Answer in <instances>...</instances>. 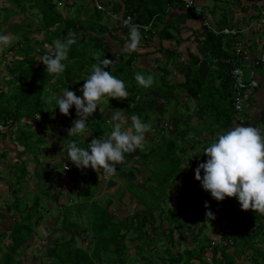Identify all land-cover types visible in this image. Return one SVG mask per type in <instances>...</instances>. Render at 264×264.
I'll return each instance as SVG.
<instances>
[{
    "label": "trees",
    "instance_id": "16d2710c",
    "mask_svg": "<svg viewBox=\"0 0 264 264\" xmlns=\"http://www.w3.org/2000/svg\"><path fill=\"white\" fill-rule=\"evenodd\" d=\"M80 1L67 2V7L61 8V0H0V33L17 25L14 22L9 26V20L30 14L38 18L37 30L44 33L49 48L54 46L55 40H66L70 33L75 37L68 58L63 61L64 71L54 76L46 73L45 65L40 62L49 48L43 45L33 48L29 43L33 39L31 32L26 28L14 31L16 35L20 33L18 40L1 52L0 65L5 64L9 78L4 77L0 83V134L5 137L2 126L10 127L9 134H14L16 141L12 151H16L18 158L12 164L6 162L9 170L4 174L1 161L5 163L9 150L0 148V186L1 182L8 181V197H11L4 203L5 211L0 212V222L8 215L14 219L6 230L0 231V264H22L21 256L40 225L58 235L45 248V258L38 264H134L136 261L141 264H193L194 260L202 264H264V214L241 209L234 196L217 202L195 179L194 171L207 158L204 149L219 134L239 124L234 119L229 69L239 61L236 48L238 42L243 43L239 38L241 28L236 27V19L229 21L226 13L218 20L214 15L219 9L222 11L221 8L230 14L237 1L210 0V21L199 9L205 7L202 3L205 0H193L190 7L184 0H91V6H86L85 0ZM260 5L264 18V3ZM124 20L135 24L141 33L134 51H124L130 40L129 26L124 25ZM187 20L198 22L200 27L191 29L192 35L183 37ZM225 28L236 29L237 34L223 33ZM199 33L198 42L204 46L201 56L191 52L190 43ZM110 40L117 42L120 49L115 50ZM182 49L190 56V75L185 80L173 81L169 66ZM11 54L12 59L8 60ZM142 56L155 61L158 72L139 66ZM105 58L110 61L106 70L124 81L129 95L116 100L107 95L102 97L109 101L100 102L87 120L89 135L71 136V139L86 148L93 138L106 136L112 127L107 117L110 109L111 114L120 111L127 119L137 114L151 124L149 131H155L154 136L145 139L144 147L137 148L128 160L133 162L127 166V173L142 175L140 185L132 180L124 186L130 194L129 202L136 201V207H142L132 215L119 216L112 208L114 198L101 201L95 197L96 190L102 188L99 176L90 169L84 177L81 169L65 155L71 142L57 148L47 141L59 135L60 128L55 125L52 131L49 127L54 114L51 108L56 107L53 94L69 87L80 95L79 89L90 75L92 65ZM204 67L206 72H203ZM258 68L262 76L257 79L264 87V73ZM137 72L152 75L153 84L147 88L139 85L135 80ZM47 96L53 98L51 103H47ZM160 100L173 121L181 118L173 134H165L163 123L159 124L164 114L158 115L156 123H152L154 109L145 105ZM74 108L73 105L69 109V115L59 112L56 116L69 125L72 114L76 115ZM55 109L58 111L59 107ZM263 112L264 108L259 119L264 123ZM35 125L43 131L34 128ZM197 149L201 151L195 153ZM43 150L61 154L55 166L70 165L68 170L62 165L59 168L73 176L74 186L67 191L55 190L62 181V172H50V163L48 167L40 158ZM26 153H31L35 162L32 170L29 160L23 159ZM30 178L35 179L34 189ZM79 179L85 180L84 186L79 184ZM175 184L180 194L177 206L170 209L166 206L168 191L173 190ZM124 188L117 197L121 200H124ZM3 192L0 188V197ZM148 192L153 201L146 199ZM54 194L65 195V202L56 203ZM77 198L80 199L75 200ZM205 202L207 208L217 211L216 221L222 231L218 241L204 232L207 227L203 221ZM43 210L49 213L55 210L51 224L45 222ZM188 231L192 234L190 244L193 245L174 251L173 247L185 240ZM175 232L179 233L176 238ZM155 237L163 242L164 249L160 252L156 245L151 247L148 243ZM129 241L136 250L132 256ZM147 248L149 252H145ZM209 249L210 262L206 257Z\"/></svg>",
    "mask_w": 264,
    "mask_h": 264
},
{
    "label": "clouds",
    "instance_id": "9594fccd",
    "mask_svg": "<svg viewBox=\"0 0 264 264\" xmlns=\"http://www.w3.org/2000/svg\"><path fill=\"white\" fill-rule=\"evenodd\" d=\"M123 23L129 26L127 50L134 51L140 42L141 33L129 20ZM10 43L11 37L7 33H0V47ZM74 43L75 37L71 33L66 40L53 42L54 46L48 49L40 61L45 65L46 73L54 76L64 71L66 65L63 61L67 60L70 46ZM109 62L105 58L92 65L90 75L79 89L82 96L68 87L62 89L55 98V105L62 114L69 115V109L75 106L77 118L72 120L67 130L68 136L89 135L86 122L105 95L108 98L128 97L124 81L106 70ZM153 79L152 75L146 77L140 72L135 74L137 83L145 88L153 84ZM52 99L48 97L47 103H51ZM122 120L120 111L113 112L109 121L112 128L107 136L93 138L86 148L72 141L65 155L79 169L91 167L99 179L105 173L114 172L116 165L124 160L125 153L144 147L145 134L151 129V124L137 114L130 116V130H122ZM203 153L207 156L206 160L201 161L194 170L195 179L200 181L202 188L218 201L226 196H234L241 209H252L264 214V130L238 124L219 134ZM205 204L207 207V202ZM207 215L212 217L214 214L209 209Z\"/></svg>",
    "mask_w": 264,
    "mask_h": 264
},
{
    "label": "rangeland",
    "instance_id": "374dc122",
    "mask_svg": "<svg viewBox=\"0 0 264 264\" xmlns=\"http://www.w3.org/2000/svg\"><path fill=\"white\" fill-rule=\"evenodd\" d=\"M72 1H75V0H69V1L68 0H61V2L59 3V7L65 8V7H67L66 6L67 2L69 3ZM76 2H81V1L76 0ZM85 5L91 6V5H93V1L85 0ZM70 10L73 11V8H70ZM256 13H258V15L254 16L253 18H250L248 20H245L244 25L252 27L253 31H255L256 33H259V36L264 38V33L259 31L260 24H259V20H258V17L262 18L263 15H262L260 9H257ZM226 14L229 15V12L227 11ZM214 15L219 16L218 14H214ZM209 18H210V13L207 14V17H206L207 21H210ZM14 22L17 25H14L15 27H13V29H12V27H9L8 29H6L7 30L6 33L11 37V43L8 46L0 47V57H1V52L3 50L5 51L6 49H8V47H10L14 42H16L18 40L20 33H19V35H16V33L14 31L19 30L21 28H26L31 32L30 37H32L33 39L29 43L33 48L38 49L39 47H41V45H43V46L47 45L46 44L47 42L44 39L45 38L43 35L44 33L43 32L41 33L37 30V24L39 22L38 18H34V16H31L30 14H26L24 16H18V17H15V18L8 21L9 26H11V24H13ZM243 22H244V20L242 18L238 19L237 27L241 28V29H245L246 27H243L244 26ZM110 42L113 45V48H115V50H117V48L120 49L119 45L116 42H114L112 40H110ZM47 46L48 47H46V48H49V45H47ZM125 47H127V46H125ZM143 47H145V45ZM138 49H139V51L142 50V48H140V46ZM126 50H127V48H124V51H126ZM12 56H13V54L9 55L7 59L8 60L12 59ZM180 65L183 66L184 64L181 63ZM176 74H178V78H181L184 76L183 70L181 67L176 69ZM145 76L147 77V75H145ZM170 76L173 79H175L174 73L171 74ZM4 77H6V79L9 78V76L7 75V70H6L5 64H1L0 65V83H3ZM62 89H64V88L58 89L55 92V94H53V98L60 95ZM48 92H51V90H48ZM151 92L154 93V90H151ZM80 96H82V93H80ZM48 97L49 96H47L46 98H48ZM116 99L117 98H113L112 100H116ZM108 101L109 100L107 98H104V99H101L100 102H106L107 103ZM100 102H99V105H100ZM99 105L97 107H99ZM145 105L147 108H150V106H152L154 109V113L151 114V120H152L153 124L156 123V119H157L158 115L164 114L162 119L159 121V124H160V122H161V124L163 123L165 134H173L176 131L178 121L181 118H178L176 121H173L170 117V113L167 112L166 110H164V104L162 105L161 100L158 102H155V101L151 102L150 101ZM51 109H52V112L54 114L50 118L49 127L52 131L54 130L55 125L60 126V128H59V132H58L59 135H56L55 137L53 136V138H49V140L47 139V141L51 142L54 145H57V148H59L58 146H60L61 144H65V143L67 144L69 142H72L71 136H68V132H67V130L71 127V123L69 125L65 124L64 121L60 117L56 116V114L59 113V110L57 111V109H55L54 107H52ZM74 110H75V108H74ZM110 112H112L111 109L108 110V112H107V117L109 120L112 116V114ZM71 117H72L71 120H74L77 118V116L75 114H72ZM128 121H130V122H128ZM121 124H122V130H130V127H129L131 124L130 119H127V117H123ZM257 124L264 127V123H262V122H258ZM86 127L88 130L87 122H86ZM34 128H36L37 130L42 129V128H40V126H37V125H35ZM1 129L5 132V137H4V134H0V143H1L0 148L7 147V149L9 150L8 155H7L8 157L4 161L5 163H3L1 161V168L3 169L4 174H7L8 170H9V165H6V162H9L10 164H12V162L18 158V154L16 153V151H14V152L12 151L16 147V145H15L16 141L14 138V134H12V133L9 134L10 127L2 126ZM13 130H16V126L13 127ZM42 131H43V129H42ZM110 131H111V129L109 130L108 134L110 133ZM154 134H155V131H153V130L147 132L146 139L150 138V136H154ZM63 137H65L66 139L62 140ZM44 145L45 144H43L42 147H44ZM20 148H21V146H20ZM200 151H201L200 149H197L194 152L199 153ZM135 153H136V150H134L132 152L125 153L124 154V157H125L124 160L121 163H119L118 165H116V169L114 172L107 173L104 176V179L98 178L102 184V188H99L96 190V196L95 197L101 201H106L109 198H114L115 201L112 205V208L116 211V213L119 216H124L126 214L132 215L135 211L140 210L142 208V207H138V208L136 207V201H134V203L129 202L130 194L124 188L125 183L132 181V180L134 182L138 183L139 185L141 184V179H140L142 176L141 174L137 173V174H135L136 175L135 176V175H130L129 173H127V169H128L127 166L131 165V163L133 162V161L129 162L128 160H129L130 156L134 155ZM59 156H61L60 153L56 154V153L51 152L50 150H43V153L40 154V158L43 159L44 161H46V164L48 167H49V163H50V167H49L50 172L55 171V172H58V174H60L62 172L59 168V166H61L62 164L55 166V162H57L60 158ZM25 158H27L29 160L28 166H29V169L32 170L34 168V165H35V162L32 158V154L31 153L24 154L23 159H25ZM142 165H143V163H141V166ZM52 166H54L55 168H53ZM133 166H134V164H133ZM62 167H63V165H62ZM90 169L92 170L91 167L81 169L80 173L85 177ZM61 175L62 176H60V180H62V181L60 184L59 183L57 184V182H55L58 185L57 187H55V190L67 191L70 187L74 186L75 181H74L72 175H68L64 172H62ZM51 177L52 176H50V178ZM78 181H79V184L81 186H84L85 180L79 179ZM115 181H118V184H116ZM29 182H30L31 188L34 189L35 188V186H34L35 179L30 178ZM120 182L123 184L120 185L119 184ZM7 184H8V181L1 182L0 188L5 193L3 192L4 194L2 193L1 197H0V212L5 211L4 203L11 200V197H8L10 195V192H9L10 190L8 189ZM178 187H179L178 184H175L173 190L168 191L169 197H167L166 206L168 205L167 207L170 209H172L177 204V198H178V195L180 194ZM122 188L125 189L124 200H121L120 197L117 198L118 195L121 193ZM73 194L75 195V193H73ZM73 194L71 195V198H73ZM53 197L55 198V202L58 204H61L60 201L65 202V199H66L65 195L60 196V195L54 194ZM151 197H152V195L150 196L149 192H148V196H146V199L149 201H153V199ZM79 199L80 198H77L75 200H79ZM123 201L126 202L127 204L124 203ZM217 202H219V201L217 200ZM50 205H52V203H50ZM209 209H210L209 207L208 208L206 207L205 213L203 216V221L206 223V226H207L206 229L204 230V232L208 233L211 236V238H214L215 240L218 241L222 237V231H221L219 224L216 221L217 211L210 209L211 212L214 214L211 217V216L207 215V211ZM43 212H44V215L46 217L45 222L48 224H51V222H50L52 220L51 215L55 212V210H53L52 213H49L45 210H43ZM13 220L14 219L10 215H8L6 217H2L1 222H0V231L6 230L9 227V225L12 224ZM165 224H166V221H165ZM185 234H186L185 240L183 242H180V243L177 242L176 246L173 247L174 251L177 249L178 250H184L186 247L193 245V244L192 245L190 244L191 239H193L192 234L189 233V231ZM56 235H58V233L51 234L49 231H47L43 227V225L38 226L37 231L35 233V236L30 240L29 247H27L25 249L23 255L21 256L22 264H38L39 262H42L43 258H45V256H44L45 248L53 243ZM178 236H179V233L175 232V238ZM200 239H202V238L200 237ZM8 240L9 239H7V241ZM128 243L130 245L129 253L132 256L136 250H135V247L131 241H129ZM148 243L150 244L151 247H155V245H156L158 252H160L161 250L164 249L163 242L161 240L157 239V237L153 238L151 241L149 240ZM157 243H159V244H157ZM149 251H150V248H147L145 250V252H149ZM206 257H207V261L210 262V260H211L210 249L208 250ZM240 262L242 263V261H240ZM134 264H141V263H140V261H136V262H134ZM193 264H202V263H200V261H198V260H194Z\"/></svg>",
    "mask_w": 264,
    "mask_h": 264
},
{
    "label": "crops",
    "instance_id": "0c3cea01",
    "mask_svg": "<svg viewBox=\"0 0 264 264\" xmlns=\"http://www.w3.org/2000/svg\"><path fill=\"white\" fill-rule=\"evenodd\" d=\"M236 1H237V3L232 6V10L230 11L228 18H229V21L236 19L235 21H237V24H238V19L242 18L244 20L243 25L245 24V20L250 19L252 15L256 14V9H260V6H261L260 4L264 3V0H236ZM202 3L205 4L204 5L205 7L199 8V9L202 10V12L204 14L203 17H205V19H206V17H207L206 13H209V11L211 9L210 7H211L212 1L205 0ZM202 3H200L199 6H202ZM221 9H222V11L219 9V11L217 13L219 16L216 18V20H218L221 16H223V13H226V11L223 8H221ZM216 20H214V23H216ZM259 24H260V22H259ZM184 26H185V28L183 29V33H184L183 37H187L189 35H192L191 29L194 30V29L200 27L198 22H196V21L192 22L190 20H187L184 23ZM236 27H237V25H236ZM243 27H246V28L245 29H239L241 31L239 38H241L243 43L246 45V50H247L248 55H249L248 59H246V61L243 63V68L245 70V74L248 77L253 76V77L257 78V77L262 76L261 71H260V68H258V67L255 68L252 66L251 58L255 57L257 55V53L260 52L261 46L264 42V38L259 36V33H256L255 31H253L252 27L246 26V25H244ZM259 28H260L259 31L264 33V26L260 25ZM199 38H200V33L198 34L197 38H194L193 39L194 41L191 40L193 42H190V43H191V50H192L191 52H193V53L198 52L197 54H200V56H201V55H203V52H204V46L202 43L198 42ZM165 57H166V55H163V58H165ZM189 60H190V56L188 55V51L185 49H182L181 53L177 56V59L175 60V62L173 61L172 64L170 63L171 65L169 67L172 71L171 74L174 73V77H175V79H173L170 76L171 80L182 81V80H185L186 76L190 75V70L188 67V61ZM138 62H139V66H143V67H146L148 69H151V71H155V72L157 71L158 72V68L156 67L157 65H156L155 61H152V59L150 57L142 56ZM181 63L184 65L181 66L180 65ZM180 67L183 70L184 76L181 78H178V74H176V69H178ZM211 69H213V68L211 67L210 70ZM203 72H206L205 67L203 69ZM263 108H264V87L260 86L258 89H255V90L252 89L248 92V99L245 102V110H246L245 115L249 118V121L243 123V125H251L253 127H257V128L264 130V127L257 124L258 122H262L261 119H259V118L261 116V112H262ZM236 125H238V124H235L234 126H236ZM63 164L64 163H62V165Z\"/></svg>",
    "mask_w": 264,
    "mask_h": 264
},
{
    "label": "built area",
    "instance_id": "2783aa9c",
    "mask_svg": "<svg viewBox=\"0 0 264 264\" xmlns=\"http://www.w3.org/2000/svg\"><path fill=\"white\" fill-rule=\"evenodd\" d=\"M187 7H190L193 3V0H184ZM260 25L264 26V18L260 19ZM125 25V24H124ZM215 31V30H214ZM223 33L229 35H236V29L225 28L222 31ZM236 56L239 61L238 64H234L229 69V75L231 77L230 82V93L231 100L234 106V119L243 124L249 121V118L245 115V102L248 99V92L252 89H256L260 86V81L255 77H248L245 74V70L243 68V63L248 59L249 55L246 50V45L242 42L237 43L236 48ZM251 63L253 67H261L264 73V42L261 46L260 52L253 58H251ZM263 121H264V112H263ZM65 170L70 168L69 164H63Z\"/></svg>",
    "mask_w": 264,
    "mask_h": 264
}]
</instances>
